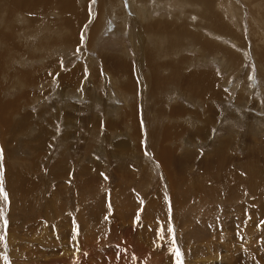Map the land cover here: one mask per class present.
Listing matches in <instances>:
<instances>
[{
  "label": "rangeland",
  "instance_id": "1",
  "mask_svg": "<svg viewBox=\"0 0 264 264\" xmlns=\"http://www.w3.org/2000/svg\"><path fill=\"white\" fill-rule=\"evenodd\" d=\"M85 1L87 21H84V25L79 30L76 44L67 49L53 50L51 56L40 61L30 62L18 59L14 63L15 67L32 69L42 66L52 58L54 60V63L51 60L52 65L59 66V73L54 75L48 71L43 79L46 82L44 85L38 87L30 85L24 89V92L31 91L30 97L27 92L25 94V98H28L29 102L19 112L14 113V117L12 115L11 118L16 121L23 114H31L34 124L30 128L10 132V134H5L0 129V188H2L0 191V240L5 241L8 238L9 223L24 221V217L25 220L28 217L31 218L32 212V216L43 218L41 221L43 222L44 219L48 220L45 217L48 214V209L66 214L71 211L70 208L81 205V207L87 208L86 210L83 208L85 213L92 210L99 216L96 219L98 221L94 224L96 230L91 233L92 240L97 241L88 249L90 256L92 252H95L91 257H88L86 249L82 252L83 254L80 252V245L83 246L92 240L86 241L85 244L75 243V235L78 238L79 233L82 234L78 227L74 229L72 226L75 221L73 219L79 218L75 211L72 212L73 215L66 214L70 218L71 227L68 223L54 225L55 219H60L57 217L59 214L57 213L54 220L50 218L51 222L44 223V227L42 225L43 232L36 228L33 232L22 230L14 233L22 237L25 235L21 243L29 242V239L31 242H37L39 238L44 235L49 236V234H51V238L61 239V243L66 241L69 246L70 243H74L75 246L70 247V250L78 252V256H84L73 264H78L80 260L82 262L79 264H89L90 260L94 261V264H101V262L102 264L104 262L105 264H134L135 262L137 264L138 258L140 262L142 257L143 264H160L161 262V264H230V262L264 264V209L261 208L262 211L256 215L255 219L249 218V223L252 221L251 226L254 223V227H251V231H247L248 234L243 226L240 230V226L235 225V221L232 220L236 219L240 222L239 218L242 212L244 214L261 207V205L264 206L263 175L254 173V175L259 174L258 179L261 177L262 180L251 186L247 181L251 177L250 173H246V170L250 168L249 165L252 167L249 171L257 169L256 166L264 173V0H220V8L222 7V12H225L222 13L225 19L223 21H226L228 27L235 32L229 35L218 33L212 25L206 26L203 19L197 17V6L190 7L176 0H162V3L155 7L151 0H142L140 3L144 4L143 8H151L158 14L145 23H150L149 21L156 23L162 19V14H166L163 20L186 22L190 30L198 35L197 38L185 37L182 43L177 46V50L171 52L164 51L165 44L157 36L147 35L146 42L142 46L141 44L138 47L134 46L135 41H130L129 38L132 36L130 30L135 33L140 32L143 23V20L134 14V10L131 12L126 10L124 15L120 11L119 18L114 16L113 19L117 21L110 27L108 25L111 19H108L101 36L96 38L93 46H89V36L95 25L101 0ZM123 6L127 8V6ZM110 9H113V6H110ZM191 9L192 11H190ZM165 10H169V14ZM167 15H169L168 18ZM140 16L143 17V14ZM27 18L20 13L17 14L15 17L17 27L26 25ZM128 18L131 19L130 24L127 23L124 30L116 34V30H122L120 25L123 27L122 22ZM29 31L30 29L21 30L18 33L21 42L27 45H34L44 35V32L40 30H34L32 33ZM201 38L214 41L221 52L208 54L200 45ZM16 44L19 46L20 43L16 41ZM225 48L230 50L229 53L238 56L236 64L233 66H229L231 62L221 56ZM157 49L160 53L156 55L158 58L155 56L156 61L167 63L171 59L172 63L169 61L168 63L174 64L173 60L177 63L179 59L185 58L186 62L182 67L184 73L200 72L198 70H205V73L211 71L210 74L214 72L212 74L220 82L218 88L222 98L205 100V97L202 99L201 96L199 98L188 97L169 81L166 83L164 92L155 96L149 83L148 61L144 59V54ZM123 51L128 52L126 58L129 62L128 73L117 75L107 72L100 55L103 52H116L117 54ZM168 56L171 58L168 59ZM4 59L6 60L5 57ZM75 69L78 70L79 79L73 82L72 86L63 84L60 77L76 71ZM171 70L169 74H171ZM168 71L165 68L162 69L163 75L165 76ZM131 76H133L131 79L137 83V93L125 96L120 85ZM36 92L40 98L39 96L34 97ZM22 93L19 90L4 89L1 92V99L4 102L8 99L20 101ZM10 95L14 98H11ZM203 102L205 103L203 104ZM128 103H131L132 107L126 110ZM158 103L163 107L162 110ZM209 106L211 109L213 108L212 111L208 110ZM174 108L177 109V114L181 115L169 118L166 112ZM132 109L135 112L132 113L133 116H129L137 119V126L123 120L122 111L125 110L127 114ZM210 112H213L212 117L216 116V120H209ZM174 120L175 124L179 122L176 124L177 129L180 128L186 132L178 138L163 143V140L158 138V134L168 125L174 124ZM38 124L44 127L38 128ZM178 124L180 126L185 124V126L181 128ZM132 125L139 131V138H134L129 133ZM206 126L209 129V134L206 138H201L197 132ZM45 127L48 134H46ZM22 131H24L23 134ZM154 133L157 138L152 136L155 135ZM47 137L49 138L47 139ZM223 141L229 143L224 154L225 157L221 160L218 157L216 159L217 149ZM41 142L43 143L41 144ZM122 144L128 145L122 146ZM157 144H159L158 149L164 146L166 149L168 146L167 150L171 151L175 160H180L179 156L184 155H196V159L194 162H185L181 166L171 161L169 163L171 168L168 165L164 167L161 165V161L159 162L161 158L158 157V149L156 151ZM123 147L124 151H122ZM151 147L155 148L151 149ZM59 164L63 165L64 172L56 173V166ZM7 173H13L10 175H14V173L21 175L20 173H22L24 176H21L27 179L30 184L29 188H32L24 191V194L15 179H12L11 185L8 184L9 175L6 178ZM166 173H174L179 178L177 180L174 176L176 183L179 182V186L176 183L175 187L171 186L165 178ZM191 178L203 179L204 186L199 185L197 193L189 190L192 184L196 183L195 179ZM236 183H239L238 186ZM250 186L254 187L253 191ZM20 190L21 192H19ZM4 193L7 194L6 200ZM27 193L29 194L27 195ZM93 193L98 196L96 197V194ZM192 193L202 196L201 202L197 203ZM104 194L105 196H103ZM177 194L182 198V204H184L182 209L187 215L201 213L204 218H207L206 220L215 221L218 211H229L227 219L223 218L226 228L219 231L221 235H214L216 238L212 235L207 241L197 240L191 244L188 243L189 245L183 237L179 236L180 238H178L179 231L176 227L178 225L174 220L176 204L172 201V198ZM11 196L14 200L10 198ZM145 196L148 200L143 199ZM101 197L104 198V205L100 206L105 213L99 208L98 203ZM131 199L134 201L130 202ZM95 200L98 204L96 207ZM87 202L89 204L84 205ZM132 203L135 209L131 214L121 213L120 209L116 207L117 204L126 207ZM236 207L241 208L238 214L231 218L236 213ZM39 208L45 215L39 213ZM208 210L213 211V214L209 215L210 217L205 214ZM84 212L83 214H85ZM10 215L12 217H9ZM143 215L150 218L145 219ZM198 218L199 221L204 220L201 217L191 218L192 223L198 222ZM5 220L7 221L6 225ZM221 220L218 222L220 223ZM212 227L214 228V225ZM47 229L50 231L47 232ZM116 229H118L117 233L114 232ZM16 239L18 238L14 236L11 240L13 241L12 246L15 248L17 246L14 243ZM138 239L141 241L139 242ZM208 241L213 242L212 248H207ZM17 242L19 243L20 240ZM142 243L144 245H141ZM196 243H201V245H196ZM192 244H195L197 248ZM137 245L144 248L138 250ZM187 246L191 248L188 254ZM5 247L10 250L7 240ZM53 247L56 249L61 246L58 244ZM198 247H201L200 251H198ZM177 249L180 253L179 257L176 254ZM141 251L145 256L136 254H142ZM186 254L187 256H185ZM196 254L197 257H194ZM241 254L242 256H240ZM1 255L3 257L0 258V264H10V252L4 250ZM95 259L98 261L95 262ZM84 261L85 263H83Z\"/></svg>",
  "mask_w": 264,
  "mask_h": 264
},
{
  "label": "bare ground",
  "instance_id": "2",
  "mask_svg": "<svg viewBox=\"0 0 264 264\" xmlns=\"http://www.w3.org/2000/svg\"><path fill=\"white\" fill-rule=\"evenodd\" d=\"M145 1H147V0H145ZM176 1L179 2V3L182 2V3H184V4H186L187 6H190V7L191 6H197V12H198L197 17H201V19H203V23L206 26L212 25L214 27V29L218 33L227 34V35L235 33L233 29L228 27V25L226 24L227 22L223 21V19H224L223 17L224 16L222 15V13H225V12H222L223 11L222 7L220 8V6H221V3H220L221 1L220 0H176ZM222 1H224V0H222ZM140 2H142V0H131V1L130 0H101V3H100L101 5L98 7V10H97V16H96V20H95V25L91 29V34L89 36V46H93L95 44V42H96V38L101 36V34L103 33V30H104V27L108 23V19H111V22L108 25L110 27L111 24H113L114 22L117 21V20L115 21L113 19V17L114 16L118 17V14L120 13V11H121L122 15L126 14V10H128L130 12L134 10L136 12V13L134 12V14H137V16H139L143 20V23L141 24L142 25V29H140V32L138 31L137 33H135L134 31L130 30L132 36L129 37V38H130V41H132V40L135 41V43H134L135 47H138V45H140V44L142 46L146 42L147 35H150V36H157L158 38L162 39L164 44H165L164 45V51H170L171 52L172 50L173 51L177 50V46H179L182 43V41H183V39L185 37H187V36H190L192 38H197L198 37V35L196 33H194L193 31L190 30V28L188 27L186 22H182V21L174 22L176 20H174V21L163 20V17L166 14H162L161 15L162 19L158 18L159 20L156 23H152L151 21H149L150 23H148V22L145 23V21H147L149 19H153L154 15H158V14H156V11L151 9V8H147V9L143 8L144 4L140 3ZM151 2H152V4L155 7H157L158 4L162 3V0H151ZM123 5L127 6V8H124ZM110 6H113V9H110ZM227 6H228V3H227ZM165 11L167 12V14H169V10H165ZM190 11H192V9ZM19 13L28 17L26 19L27 24L22 26V27L21 26L17 27V23H16V19H15L16 15L19 14ZM0 14H1L0 15V129H1V131L3 133H5V134L9 133L10 134V132L13 133L15 131H20L21 129L30 128L34 124L33 119L31 118V114H27V113L23 114L16 121L12 120V118H11L14 113L19 112L20 109L29 102L28 98H25V94H26L27 91L24 92V89L29 87L30 85H34L36 87L44 85L46 82H44L43 79H44L46 73H48V71H51L54 75L59 73L58 72L59 71V66H56V65L53 66L52 65V62L54 63V60H52V58L50 60H48L47 62L43 63L42 66L34 67L32 69L15 67L14 63L18 59H23L25 61H30V62L40 61V60L46 59L48 56H51V52H53V50L57 51V50H59L61 48L67 49L69 46H72V45L76 44L78 42L79 30L81 29L82 25H84V23H85L84 21L86 20V15H87V13H86V1L85 0H0ZM141 14H143V17L140 16ZM224 15H226V14H224ZM168 16L169 15H167V18H168ZM130 21H131V19H129V18L126 19L125 21H123L122 22L123 23V27L119 24L120 27L122 28V30H116V34L118 32H122L124 30V27L126 26V24L127 23L130 24ZM28 29H30L29 33H32L34 30H40V31L44 32V35L34 45L24 44L19 39V34L18 33H20L21 30H25L26 31ZM125 30H126V28H125ZM16 41L18 43H20L19 46L16 44ZM200 45L202 46V48L205 51L208 52V54L209 53L221 52V50L218 48L217 44L214 41L208 40L206 38H201L200 39ZM157 51H159V50L157 49V50L148 51V52H146L144 54L145 55L144 59L148 61L147 62V65L149 67V72L148 73L150 75L149 83H150V85L152 87V91L154 92L155 96L161 95L164 92V90H165V87L167 85L166 83L170 82V84L174 85L182 94H184V95H186L188 97L199 98L201 96L202 99H203V97H205V100L218 99L220 97L222 98V95H221V93L219 91V88H218V85H220V82H219V79L212 74L214 72H212L210 74L211 71H208L209 73H207V72L205 73L204 72L205 70L204 71L198 70L200 72L191 71V72H188V73H184V72H182V67H183V65L186 62L185 58L179 59L177 63H175V60H173L174 64H169L168 63V61L172 63L171 59L168 60V61L166 60L167 63H165L164 61H162L163 62L162 63L161 61H159V60L156 61L157 59H155V56L158 55L157 53H160V51L159 52H157ZM229 51L230 50L228 48L223 49V51L221 53V56L225 57L226 59H228L231 62V65H229V66H233L234 64H236L235 62L237 61L238 56L236 54H234V53L233 54L229 53ZM155 52H156V54H155ZM127 53L128 52H126V51H123V52H120V53H117V54H116V52L115 53H112V52H105L104 53L103 52L100 55V58H101V61H102L103 65H104V69L107 72H109V73L117 74V75H122V74L128 73L129 62L126 59L127 58ZM168 54H166V55H168ZM263 55H262V59H263ZM4 57L6 58V60L4 59ZM169 58H171V57L168 56V59ZM51 60H52V62H51ZM56 64H58V63H56ZM164 68L169 70L168 73L165 76L162 73V69H164ZM24 70H26V71H24ZM75 70L76 71H72L70 74L68 73L66 76H61L60 77V79H61L63 84L72 86L73 82H75L76 80L79 79L80 76L78 75V70L77 69H75ZM170 70H171V74H169ZM39 72H42L44 74H41ZM51 76H52V74H51ZM11 77H12V80H11ZM131 78H133V76L128 77L125 80V82H123V83L121 82L120 88H121V90H122V92H123V94L125 96H128L129 94H133L134 95V94L137 93V89H138L137 88V83H135V81L133 79H131ZM10 80H11V82H10ZM42 82H44V83L41 84ZM4 89H8L9 91L10 90L11 91L19 90L20 92H23L21 94L22 96L20 98V101H17L16 99H8L5 102L2 101L1 92ZM27 95L30 97L31 91L30 92L28 91ZM36 96H39V98H40V95H37V92H36L34 97H36ZM10 97L14 98L11 95H10ZM205 102H203V104ZM159 104L160 103H158V105ZM131 107H132L131 103H128V106H127L126 110L131 108ZM162 108L163 107H161L160 109L162 110ZM208 108H207L208 110H211V111L213 110V108L211 109L210 106ZM133 112H135L134 109H132L131 112L127 113L128 114L127 115L126 111L123 110L122 111L123 120L126 121V122L128 121L129 123L134 124V125L137 126V119H135V117H132L133 116L132 115ZM166 113H168L169 118L181 115V114H177V109H175V108L171 109L169 112H166ZM210 113L211 114H210L209 120H214L216 116L212 117L213 112H210ZM208 114H209V111H208ZM129 115H132V116H129ZM194 116H196V115H194ZM13 117H14V115H13ZM177 123H179V122H177ZM176 124H175V120H174V124H172L173 127H172V125L169 126L167 124L169 127L167 126V128H165L160 134H158V138L160 137L159 139H162L163 141L162 140L161 141L163 143H165V141H169V140L171 141V139H173V138H178L182 133L184 134L186 132V131L184 132L183 129H180V128L177 129L178 127H176ZM196 124H197V122H196ZM174 125H175V128H174ZM37 126H38V128L44 127L43 125H39V124ZM182 126L183 125H181L180 127L182 128ZM184 126H185V124H184ZM185 130H187V129L185 128ZM208 130L209 129H208L207 126L205 128L202 127L201 129L198 130L197 134L201 138H206L208 136V134H209ZM23 132L24 131H22L21 133L23 134ZM129 133L134 138H137V137L139 138V136H140L139 131L133 125H132V128L129 129ZM46 134H48L47 128H46ZM152 136L154 138H157L156 134L152 135ZM39 138H40V136H39ZM48 138L49 137H47V139ZM43 140L46 142L45 139H43ZM13 142H14V139H13ZM42 143L43 142H41V144ZM159 144H161V143H159ZM159 144H157V147L155 146L156 147V151L158 149V145ZM168 144H169V142L167 143V145ZM124 145L125 144H122V146H124ZM126 145H128V144H126ZM228 145H229V143H225L224 141L221 142V144L219 145V147L217 149L216 159L218 157L221 160V159H223L225 157L224 154H225V151H226V148H227ZM164 147L163 148H159L158 151H157L158 157L161 158V160H159V162L161 161L160 163L164 167L166 165L169 166V163H171V161H172V163H176L177 165L181 166L185 162H194V160L196 159L195 158L196 155L195 156L194 155H184V156H181V157L179 156L180 160H177V159L175 160L173 158V155H172L171 151L167 150V149H169L168 146L166 147V149ZM152 148L153 147H151V149ZM39 150H41V149H39ZM122 151H124V147H123ZM62 166H63L62 164H59V165L56 166L57 167L56 173H60L61 171L64 172V167H62ZM168 166H167V168L170 167V166L169 167ZM248 167H250L249 170L252 168L250 165ZM255 168H257V169H253L251 171L246 170L247 171L246 173H250V176H251L247 180V181L250 182L251 186H254V184L256 182H261V180H262L261 177H260V179H258L259 178V174H255L254 175V173H261L263 175L262 177H264V173H262L261 169H259L256 166H255ZM172 169H174V168H172ZM176 169H177V167H176ZM54 170L55 169H53V171ZM10 174H13V173H10ZM10 174L7 173V175H6V178L9 175V177L7 179L9 185H11V182L13 181L12 179H15V181H17L19 186H20V188L19 187L18 188L21 189L24 194H25L24 191H26L27 189L32 188V187L29 188L30 184L28 183V181H27V179L25 177L21 176V175H23L22 173H20L21 175H19L18 173H14V175H10ZM261 174H260V176H261ZM174 176H175L174 173H166V176H165V178L168 180L170 185L173 186V187H175L174 185L176 183L175 177L177 178V180H179V178L177 176H175V177ZM191 179H195V178H191ZM195 181H196V183H193L192 187L189 188V190L191 192L192 191H194V192L196 191V193H197L199 191V190H197V189H199V185L204 186V183H203V179H195ZM17 182H16V184H17ZM263 182H264V180H263ZM13 184H14V182H13ZM16 184H15V186H16ZM31 184L33 185V183H31ZM82 184H84V183H82ZM176 184L178 185L179 182L176 183ZM236 184L238 186L239 183H236ZM251 186H250V188H251ZM91 187L92 186L90 185V188ZM234 187H235V185H234ZM113 188H114V186H113ZM251 189H252L251 191H253L254 187L251 188ZM21 190L19 192H21ZM91 190H92V188L90 189V191ZM94 190H95V188H94ZM244 190H246V189H244ZM31 191H32V189H31ZM15 193H17V192H15ZM205 193H206V191H205ZM28 194L29 193H27V195ZM93 194H96V193H93ZM192 194L194 195V199H195V201H197V203L201 202L202 196H196L194 193H192ZM21 195H22V193H21ZM111 195H112V193H111ZM97 196H98V194H96V197ZM100 196H101V194H100ZM103 196H105V194ZM113 196H111V197L113 198ZM203 197H205V196H203ZM10 198L14 200V198L12 196ZM145 198H146V196L143 197V199H145ZM103 199L104 198H102V197L100 198L99 203H98L99 206L100 205H104V203H103L104 200ZM132 199H131V201L130 200L129 201L130 202L134 201ZM172 199H173L172 201L176 204V208L174 210V220H175L176 224L178 225V226H176L178 228V231H179L178 238H180L179 236L183 237L187 241V244L188 243L191 244V243H193V242H195L197 240L207 241L210 236H212V235H213V237H214V235L218 236L220 234L219 231H221L222 229L226 228V226L224 225V222H223V218L226 217V219H227V215L230 213L229 211H218L217 217L215 216L217 218L215 221L206 220L207 218H204L201 213H199V214H197V213L195 214L194 213L195 215H192V214L187 215L185 213V211L182 209V205H184V204H182V198H180L178 196V194H177V196L175 195V197H173ZM261 199H263V198H261ZM95 202L97 204V200H95ZM86 204H89V203L87 202L84 205H86ZM93 204L95 205V203H93ZM98 204L95 205V207L98 206ZM146 204H148V203L146 202ZM118 205L119 204H117V206L116 205H114V206L118 207L120 209L121 213L125 212L126 214H131L134 211V209H135L134 208L135 206H134L133 203L131 205H128V206L126 205V207H121V206H118ZM147 206L149 207V205H147ZM53 207H54V205H53ZM80 207H81V205H78V207H76V208L75 207L74 208H70L71 211L69 213H66V214H68V216H69V214L73 215V213H72L73 211H75L76 215L78 213L79 218L78 217H76V218H78L79 220L74 218L73 220H75V221L72 220L73 221V225L70 223V218H68V216L65 214V212L59 213L57 210L51 211V210L48 209V214H47V216H45L48 220L44 219L43 222H41L43 218L34 217V215L32 216L33 212L32 213L29 212V213H31L30 214L31 218L28 217L26 220L24 219L25 217L23 218V217L19 216V217L23 218L24 221H20L18 223L11 222V223L8 224V235H7L8 238L6 240H7V243H8V248L10 250H8L5 247V241L6 240L3 241V239H1L0 240V252L3 253L4 250L10 252V256H9L10 264H73V263H75V261L77 259L82 258L84 255H81V256L79 255L78 256V254H77L78 252H73V251L70 250V247L72 248V246H75L74 243H70V246H69L68 243H66V241H65V243H61L62 242L61 239H59V238L58 239L51 238V234H49V236L48 235H44L43 237L39 238L37 242H31L30 239H29V242L25 241V242L21 243V241L23 240L25 235H24V237H22L20 235H17L14 232H19V231H22V230H26V231L29 230V232H33V231L36 230V228H39V231L43 232L42 231V225L44 223L48 224L49 222H51L50 220H52V219L54 220V218L57 216L55 214L59 213V214H62L63 216L60 217V215L58 214L57 217H59L60 219H55L56 223H53V224L55 225V224H58V223H63V225H64L65 223L66 224L68 223L69 226L70 225L74 226V229H77V227H78V229L80 230V232H82V234L80 235V233H79L78 238L75 235V237H76V239H74L75 243L76 244L77 243L85 244L86 241L92 240L91 233H92L93 230H96V227H95L94 224L96 223V221H98L96 219L99 216L96 215V212L93 213L92 210L89 213L86 212L87 213L86 214L83 211L84 207H81V210H79ZM90 207H92V206L90 205ZM103 207H105V206H103ZM140 207H141V205H140ZM99 208L102 209L101 206ZM118 208H116V209H118ZM240 208L241 207H236L235 208L236 209V213H234L233 215L231 214L232 215L231 218L238 214ZM261 208L264 209V206L261 205V207L255 208L253 211H247L244 214L242 212V215L239 218L240 222H238L236 219H232V220L235 221V225L240 226V230H241V228L244 227L245 228L244 230H246V234H248L247 231H251V227H254L253 226L254 223L251 226V222L252 221L249 223V218L253 217L255 219L256 215L260 214V212L262 211ZM146 209H149V208H146ZM152 209H154V208H152ZM101 211L104 212L103 209ZM83 212L85 214H83ZM212 212H213L212 210H208L205 214L208 215L207 217H210L209 215H212L213 214ZM39 213L41 215L43 214V212H42V210H40V208H39ZM40 214H39V216H40ZM43 215H45V214H43ZM76 215H74V216H76ZM14 216H13L14 219H15V217L18 218L17 216H15V217ZM9 217H12V216L10 215ZM144 217H145V219L146 218H150L147 215H145ZM190 217L192 219H194L196 217H201L204 220L200 219L201 221H199V218H198V222L192 223L193 221L191 220ZM50 218H52V219H50ZM221 218H222V220H221ZM14 219H13V221H14ZM127 219H129V218H127ZM218 220H221V222L219 223ZM102 222L107 223L105 220H102ZM77 223L80 224V226H78ZM188 223H190V224H188ZM225 223H226V221H225ZM121 225L123 226V224H121ZM213 225H214V228L212 227ZM43 227H44V225H43ZM65 229H67V228H65ZM48 230L50 231V229H47V232H48ZM117 230L118 229H116L114 232L117 233ZM128 232H129V230H128ZM75 233L77 234L76 231H75ZM131 234H133V233L131 232ZM38 235H37V237H38ZM127 235H130V234L127 233ZM14 236L16 238H18V239H16V242H17V240H20L19 243L18 242L17 243L14 242L15 244H17L16 248L14 246H12V242L13 241H11ZM29 237H27V238H29ZM213 237H211V238H213ZM30 238L32 239V237H30ZM214 238H216V237H214ZM127 240H129V239H127ZM138 241H139V239H138ZM96 242L92 240V242H89V243L87 242V244H85L83 246L80 245V247H81L80 252L82 253L83 251H85V249H86V252H88V249L93 244L95 245ZM198 242H200V241H198ZM99 243H100V241L98 242V244ZM101 243H103V242L101 241ZM18 244H19V246H18ZM58 244H60L61 247L54 249L53 246L54 245H58ZM197 244L201 245V243H196V245ZM212 244H213V242L210 243L208 241V244H206L207 248H212L211 246L214 245V244L213 245ZM138 245H140V243ZM138 245L136 247V248H139L138 250H140V249L142 250V248H144V247L138 246ZM141 245H144V244L142 243ZM192 245H195V244H192ZM196 245H195V247H196ZM183 247H185V246H183ZM43 248H46V249H43ZM200 248L198 247V251H200L199 250ZM15 249H17V251H15ZM192 249H194V248L192 247ZM201 250L203 251V249H201ZM190 251H191V248L189 246H187L186 247L187 254L190 253ZM193 251L195 252V249ZM198 251H196V252H198ZM125 252L127 253V251H125ZM141 252H142V254H138V253H136V254L145 256V254L143 255L144 252L143 251H141ZM239 252L241 253V251H239ZM1 253H0V258L3 257V255H1ZM94 253L92 252V255ZM126 253H125V255H126ZM89 254L90 253L88 252V255ZM150 254H151V252H150ZM187 254L185 256H187ZM197 254H199V253H197ZM197 254L194 257H197ZM245 255L247 256V254H245ZM91 256L89 255L88 257H91ZM240 256H242V254ZM106 257H108V256H106ZM136 258H138V257H136ZM142 259H143V257H142ZM142 259L139 262V258H138V263L139 264L140 263L143 264ZM209 259H210V257H209ZM235 259L237 260V258H235ZM239 259H241V258H239ZM96 261H98V260L95 259V262ZM223 261H225V260H223ZM80 262H82V260H80L79 263ZM90 262L91 263H89V264H94L93 263L94 261L92 262L90 260ZM83 263H85V261ZM101 264H102V262H101ZM104 264H105V262H104ZM230 264H235V262H233V263L230 262ZM236 264H238V262H236Z\"/></svg>",
  "mask_w": 264,
  "mask_h": 264
},
{
  "label": "snow or ice",
  "instance_id": "3",
  "mask_svg": "<svg viewBox=\"0 0 264 264\" xmlns=\"http://www.w3.org/2000/svg\"><path fill=\"white\" fill-rule=\"evenodd\" d=\"M0 191H2V188H0ZM4 198H5V200L7 199V194L6 193H4ZM4 223L6 225L7 224V221L5 220ZM176 254H177L178 257L180 256V253H179V250L178 249L176 250Z\"/></svg>",
  "mask_w": 264,
  "mask_h": 264
}]
</instances>
